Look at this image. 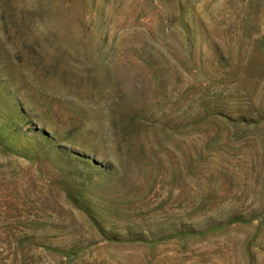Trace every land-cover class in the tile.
Returning a JSON list of instances; mask_svg holds the SVG:
<instances>
[{
    "label": "rangeland",
    "instance_id": "1",
    "mask_svg": "<svg viewBox=\"0 0 264 264\" xmlns=\"http://www.w3.org/2000/svg\"><path fill=\"white\" fill-rule=\"evenodd\" d=\"M0 264H264V0H0Z\"/></svg>",
    "mask_w": 264,
    "mask_h": 264
}]
</instances>
